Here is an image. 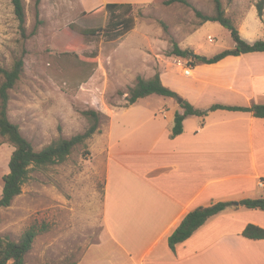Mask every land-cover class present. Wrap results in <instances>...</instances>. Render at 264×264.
<instances>
[{
	"label": "rangeland",
	"instance_id": "obj_1",
	"mask_svg": "<svg viewBox=\"0 0 264 264\" xmlns=\"http://www.w3.org/2000/svg\"><path fill=\"white\" fill-rule=\"evenodd\" d=\"M258 1L222 0L249 42L264 38ZM107 2L133 6L129 15L134 17V28L116 39H109L104 29L120 15L111 17L104 7L97 8ZM25 4L23 35L11 0H0V64L11 67L20 57L25 62L10 90L9 119L36 150L59 136L71 138L84 132L88 127L82 114L85 109L101 112V121L99 131L76 145L66 161L31 170L22 192L10 206L0 208V236L18 240L31 224L45 221L49 230L37 236L25 264H66L79 260L102 227L105 150L110 144L106 112L127 104L138 76L148 78L159 72L168 82L166 74L172 73L173 86L188 82L179 72V58L189 66L191 61L172 54L174 43L194 51L191 44L195 43L201 54L212 56L235 47V42L219 22L201 25L197 11L212 14V0L171 4L165 0H25ZM123 10L117 13L124 15ZM86 29L97 31L85 34ZM173 86L169 87L177 91ZM142 100L153 108L179 102L158 94ZM13 150L7 141L0 145V197Z\"/></svg>",
	"mask_w": 264,
	"mask_h": 264
},
{
	"label": "crops",
	"instance_id": "obj_2",
	"mask_svg": "<svg viewBox=\"0 0 264 264\" xmlns=\"http://www.w3.org/2000/svg\"><path fill=\"white\" fill-rule=\"evenodd\" d=\"M190 66V76L179 68L189 79L179 87L172 73L168 82L160 75L196 108L264 104V51ZM177 111L183 112L179 102L153 108L139 98L106 112L102 227L76 264H264V238L242 233L250 223L264 228V210L239 204L170 247L169 236L190 210L264 196V117L218 108L187 116L171 137Z\"/></svg>",
	"mask_w": 264,
	"mask_h": 264
},
{
	"label": "trees",
	"instance_id": "obj_3",
	"mask_svg": "<svg viewBox=\"0 0 264 264\" xmlns=\"http://www.w3.org/2000/svg\"><path fill=\"white\" fill-rule=\"evenodd\" d=\"M175 1L186 2V0H165L166 4ZM214 10L212 14H204L197 11V15L202 19L201 25L207 21H215L227 28L235 42V47L227 48L212 56L196 53L191 48H182L178 43H174L172 54L179 57L188 58L192 65L199 63H214L227 55H238L240 53L264 51V38L254 42L247 41L235 23L234 19L226 13L222 0H212ZM14 8V14L18 20V27L23 35L27 30V12L25 0H11ZM104 7L111 17L120 15L116 20L113 18L104 33L109 39H116L123 36L134 28V17L129 15L133 6L125 2H107L97 8ZM259 19L264 24V0H259L256 4ZM119 9H124V15L118 14ZM97 30L86 29L85 34H95ZM25 62L23 58H17L11 67H5L0 64V75L3 77L0 83V136L14 146V150L9 160V172L3 176V189L0 197V208L8 207L16 196L22 192V186L29 177L31 170L42 168L51 164H58L66 161L72 153L74 147L83 144L93 134L99 131L101 121V112L95 109H85L82 114L88 120V127L82 133H78L71 138L59 136L53 139L49 144L40 150H36L33 144L22 134L18 124L12 122L8 117V106L11 99L10 90L14 88L19 81ZM152 94L169 96L181 99L180 106L183 112L177 111L174 119L171 137H175L183 131V121L189 115H205L210 110L218 108L240 109L252 111L255 116L264 117V104H254L251 107L227 106L223 104H213L208 109H199L183 98L177 91L173 90L161 79L159 72L153 76L144 78L137 77V82L130 87L127 95V105L136 102L139 98H144ZM239 204L251 209L264 210V196L257 198H244L239 202L218 201L207 206H198L190 210L182 219L181 223L169 236V245L175 249L176 245L189 238L199 227H201L210 217L220 213L228 206ZM1 220V219H0ZM50 225L43 221L41 223L31 224L19 237L14 240L10 235L0 236V264H25L26 256L32 249L37 236L47 230ZM243 235L249 238H264V228L248 224L243 230ZM66 264H76L68 262Z\"/></svg>",
	"mask_w": 264,
	"mask_h": 264
},
{
	"label": "built area",
	"instance_id": "obj_4",
	"mask_svg": "<svg viewBox=\"0 0 264 264\" xmlns=\"http://www.w3.org/2000/svg\"><path fill=\"white\" fill-rule=\"evenodd\" d=\"M210 40H212V39H210ZM179 64H180V66H182V70H183V73L185 74V75H187V76H190V75H192V69H191V66H189V65H187V60H185L186 62L185 63H183V61L182 60H184V59H182V58H179ZM260 186H264V180H262V181H260Z\"/></svg>",
	"mask_w": 264,
	"mask_h": 264
},
{
	"label": "water",
	"instance_id": "obj_5",
	"mask_svg": "<svg viewBox=\"0 0 264 264\" xmlns=\"http://www.w3.org/2000/svg\"><path fill=\"white\" fill-rule=\"evenodd\" d=\"M179 102H181V99H179Z\"/></svg>",
	"mask_w": 264,
	"mask_h": 264
}]
</instances>
